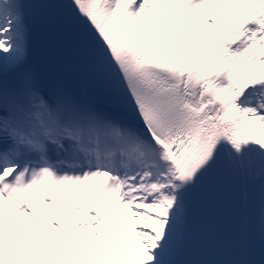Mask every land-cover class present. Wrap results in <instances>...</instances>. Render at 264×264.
<instances>
[{
    "label": "snow or ice",
    "instance_id": "obj_1",
    "mask_svg": "<svg viewBox=\"0 0 264 264\" xmlns=\"http://www.w3.org/2000/svg\"><path fill=\"white\" fill-rule=\"evenodd\" d=\"M0 264H264V0H0Z\"/></svg>",
    "mask_w": 264,
    "mask_h": 264
},
{
    "label": "bare ground",
    "instance_id": "obj_2",
    "mask_svg": "<svg viewBox=\"0 0 264 264\" xmlns=\"http://www.w3.org/2000/svg\"><path fill=\"white\" fill-rule=\"evenodd\" d=\"M214 33H216V32H214ZM210 34H212V33H210ZM192 36H193V39H195L196 34H192ZM199 43L201 44L202 41H200ZM24 220H25V222L32 224L35 219L32 217H25ZM44 236H45L44 239H48L47 233H45Z\"/></svg>",
    "mask_w": 264,
    "mask_h": 264
},
{
    "label": "rangeland",
    "instance_id": "obj_3",
    "mask_svg": "<svg viewBox=\"0 0 264 264\" xmlns=\"http://www.w3.org/2000/svg\"><path fill=\"white\" fill-rule=\"evenodd\" d=\"M129 228H131V225H129ZM45 241H47L48 239H44Z\"/></svg>",
    "mask_w": 264,
    "mask_h": 264
}]
</instances>
